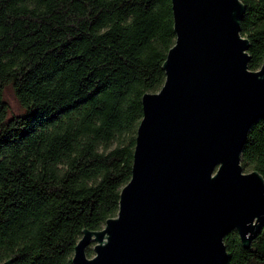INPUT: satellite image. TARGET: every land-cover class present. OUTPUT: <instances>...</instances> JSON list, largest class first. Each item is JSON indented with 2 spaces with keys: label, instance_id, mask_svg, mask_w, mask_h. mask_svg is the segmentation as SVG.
Returning <instances> with one entry per match:
<instances>
[{
  "label": "trees",
  "instance_id": "1",
  "mask_svg": "<svg viewBox=\"0 0 264 264\" xmlns=\"http://www.w3.org/2000/svg\"><path fill=\"white\" fill-rule=\"evenodd\" d=\"M241 1L259 71L264 0ZM176 38L171 0H0V264H73L83 232L117 217ZM241 159L264 177V119ZM224 243L227 264H264V229Z\"/></svg>",
  "mask_w": 264,
  "mask_h": 264
},
{
  "label": "water",
  "instance_id": "2",
  "mask_svg": "<svg viewBox=\"0 0 264 264\" xmlns=\"http://www.w3.org/2000/svg\"><path fill=\"white\" fill-rule=\"evenodd\" d=\"M171 1L176 44L164 86L142 100L131 181L117 217L83 232L73 264H227L230 232L248 248L264 229V177L241 164L264 119V61L250 70L246 8Z\"/></svg>",
  "mask_w": 264,
  "mask_h": 264
},
{
  "label": "rangeland",
  "instance_id": "3",
  "mask_svg": "<svg viewBox=\"0 0 264 264\" xmlns=\"http://www.w3.org/2000/svg\"><path fill=\"white\" fill-rule=\"evenodd\" d=\"M245 172H246V170H245ZM246 173H249V172H246ZM92 248H93V245H92Z\"/></svg>",
  "mask_w": 264,
  "mask_h": 264
}]
</instances>
